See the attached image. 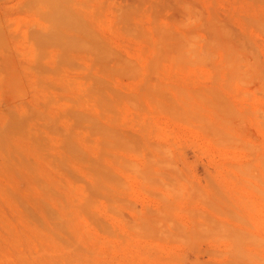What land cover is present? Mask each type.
Wrapping results in <instances>:
<instances>
[{"label":"rangeland","instance_id":"374dc122","mask_svg":"<svg viewBox=\"0 0 264 264\" xmlns=\"http://www.w3.org/2000/svg\"><path fill=\"white\" fill-rule=\"evenodd\" d=\"M0 264H264V0H0Z\"/></svg>","mask_w":264,"mask_h":264}]
</instances>
